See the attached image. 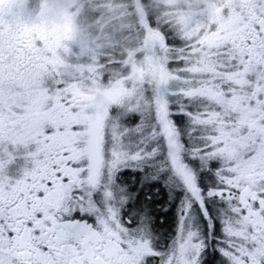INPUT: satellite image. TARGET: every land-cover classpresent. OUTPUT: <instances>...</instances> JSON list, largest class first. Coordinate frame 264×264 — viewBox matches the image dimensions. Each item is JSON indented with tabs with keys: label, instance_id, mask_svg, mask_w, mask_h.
<instances>
[{
	"label": "snow or ice",
	"instance_id": "obj_1",
	"mask_svg": "<svg viewBox=\"0 0 264 264\" xmlns=\"http://www.w3.org/2000/svg\"><path fill=\"white\" fill-rule=\"evenodd\" d=\"M0 264H264V0H0Z\"/></svg>",
	"mask_w": 264,
	"mask_h": 264
}]
</instances>
